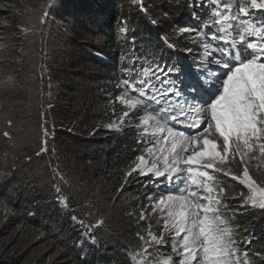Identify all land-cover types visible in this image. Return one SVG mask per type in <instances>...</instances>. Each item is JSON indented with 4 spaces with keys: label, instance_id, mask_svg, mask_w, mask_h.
<instances>
[{
    "label": "snow or ice",
    "instance_id": "6c2138e0",
    "mask_svg": "<svg viewBox=\"0 0 264 264\" xmlns=\"http://www.w3.org/2000/svg\"><path fill=\"white\" fill-rule=\"evenodd\" d=\"M131 3L148 15V0ZM202 5L209 9L205 20ZM164 6L155 4L153 11ZM57 7L58 0H48L42 25ZM189 7L196 23L173 26L172 36L157 31L163 48L157 44L150 53L136 47L128 20L117 19L118 39L133 49L120 55L125 66L114 84L118 92L106 94L108 122L94 125L89 136L129 129L138 146L116 189L118 198H128L133 183L145 189L131 198L135 207L128 213L136 222L138 243L124 244L122 254L127 264H264V245L236 221L241 208L264 210V181L252 174L264 169V0H190ZM171 19L165 12L163 20L147 22L159 29ZM3 136L12 138L9 131ZM42 137L37 155H55L48 147L55 127H43ZM50 171L48 203L67 217L81 247L103 246L111 235L105 218L90 202L77 206L58 168ZM219 176L238 182L242 191L228 197ZM0 177L9 174L0 172ZM153 185L158 190L148 192ZM237 199L239 205L230 208L228 201Z\"/></svg>",
    "mask_w": 264,
    "mask_h": 264
},
{
    "label": "trees",
    "instance_id": "16d2710c",
    "mask_svg": "<svg viewBox=\"0 0 264 264\" xmlns=\"http://www.w3.org/2000/svg\"><path fill=\"white\" fill-rule=\"evenodd\" d=\"M154 1L148 0L152 8L149 7L147 16L139 10L129 13L123 0H58V7L52 13L56 25L53 31V49L57 55L49 66L56 90L50 102V114L65 125L62 129L55 128L58 149L66 159L74 158L80 162L95 183L115 195L121 180V170L137 154L134 149L138 146L133 133L129 129L120 133L104 129L95 136H89V132L94 125L108 122L110 116L104 115L108 104L106 94L112 92L115 95L118 92L114 84L121 74L120 68L125 66L120 62V55H129L133 49V45H125L123 40L118 39L117 19L128 20L130 29H135L136 47L147 49L149 53L157 44L163 48L157 31L172 36L173 26L179 28L196 23L191 20L190 0H160L158 4L165 6L156 7L153 11ZM43 2L44 0H0V3L10 5L0 7V32L4 28V20H14L15 16L11 17L13 13L25 12L32 5ZM165 12L172 19L165 20L159 29L148 24L149 18L163 20ZM201 12V20L207 19L209 9L202 5ZM18 20L20 19L16 18L14 24ZM92 34L97 37L95 40H89L88 36ZM131 36L130 30L129 40ZM66 67L71 69L72 79L62 78V71ZM77 78L92 85L94 94L90 98L93 100L90 104L78 103L74 81ZM116 107L119 111L120 106ZM37 181L27 183L15 176L0 179V264H61L34 256V253L27 250L17 235L18 231L26 229L38 231L51 240L61 252L57 259L66 264H127L122 246L129 244L132 247L138 243L135 237L137 226L122 232L107 229L111 235L103 246L93 248L84 244L81 247L78 232L69 227L67 217L58 212L54 203H48L52 195ZM144 182L146 181L142 179L141 183ZM157 190L155 185L147 189L148 192ZM159 190H165L163 185ZM144 191L145 189L133 183L125 194L128 198L118 199L132 211L135 205L131 198ZM75 203L78 206L76 201ZM236 205L239 203L234 204ZM240 210L241 214L236 216V221L242 228L254 232L260 239V244L264 245V213L257 215L251 207ZM33 211L36 215H29ZM145 226L141 224V227Z\"/></svg>",
    "mask_w": 264,
    "mask_h": 264
},
{
    "label": "rangeland",
    "instance_id": "374dc122",
    "mask_svg": "<svg viewBox=\"0 0 264 264\" xmlns=\"http://www.w3.org/2000/svg\"><path fill=\"white\" fill-rule=\"evenodd\" d=\"M48 0L32 5L25 12L17 11L11 15L20 19L14 24L4 20V28L0 32V172H7L23 182L38 180L51 195L52 175L51 167L55 166L67 181V191L78 203V206L90 202L93 210L105 218L107 229L122 232L137 226L134 219L128 216L130 212L126 204L117 195L107 192L95 183L88 173L74 158L66 159L58 149L55 130V140H49L48 147L55 148L52 152L37 155L41 147L42 129L54 126L62 129L63 121L54 119L49 108L52 97L56 94L52 83L49 66L56 57L54 51L55 22L52 13L46 25L40 23V16ZM160 0L153 3L158 4ZM123 5L129 13L139 10L133 6L131 0H123ZM152 8V5H150ZM57 9V8H56ZM22 10V7H21ZM55 25V26H54ZM29 31L24 32L21 29ZM89 40L97 37L89 35ZM71 69L66 67L62 71L64 80L72 79ZM76 83V96L80 105L90 104L94 94L92 85L79 78ZM88 101V102H87ZM12 121L9 127L7 121ZM4 131L11 133V139L3 136ZM69 158V156L67 157ZM237 170L238 165H232ZM254 178L264 181V169L252 172ZM3 177H0L2 179ZM222 186L227 189V196L232 197L242 191L238 182L219 176ZM162 191V190H160ZM115 198V199H114ZM229 207L240 203V200L228 201ZM252 208V207H251ZM257 215L264 210L253 208ZM242 210L239 209V212ZM0 215L2 212L0 211ZM17 235L34 256H41L49 262L58 260L60 250L38 231L26 229L18 231ZM30 245V246H29Z\"/></svg>",
    "mask_w": 264,
    "mask_h": 264
}]
</instances>
